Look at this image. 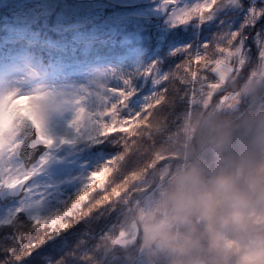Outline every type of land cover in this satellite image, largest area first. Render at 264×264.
Wrapping results in <instances>:
<instances>
[{
	"label": "snow or ice",
	"instance_id": "1",
	"mask_svg": "<svg viewBox=\"0 0 264 264\" xmlns=\"http://www.w3.org/2000/svg\"><path fill=\"white\" fill-rule=\"evenodd\" d=\"M159 8L165 12L169 26L176 30L178 41L168 58L163 63L154 60L145 66L136 74L140 80L121 77L120 86L107 88L103 96L95 94L103 104L96 110L87 111L79 106L80 99L74 101V114L68 123L78 140L102 149L109 145L123 147V152H110L87 174L70 207L67 203L64 212L60 209L47 215L41 213L44 197L39 186L33 183V177L48 162L47 151L32 166L26 167L19 161L25 141L28 149H50L56 143L44 126L34 124L29 136L10 146L6 154L0 152V264H119L117 259H110L101 251V242L106 239L113 245L121 242L122 233L109 234L115 224L110 230L102 229L99 235L87 228L73 233L75 240L71 246L67 235L59 230L66 229L67 225L61 222L59 229L53 228L50 233L48 227L80 207V201L85 198L81 193L95 178L118 170L112 165L119 166L126 154L139 152L143 147L141 141L152 139L156 133L154 121L166 124L167 118L160 119L156 106L168 103L170 82L175 84L179 80L174 97L186 101L188 110L197 104H209L214 92L226 91L228 87L234 90L221 96L217 104H231L239 99L235 88L241 80L264 81V0H161ZM193 61L200 62L198 68L192 67ZM245 67L249 68L246 77L242 76ZM205 71L215 76V82L208 83L207 89L208 77L202 74ZM261 90L264 91V85ZM9 98L30 99L16 92L4 99ZM118 125L124 135H110L118 130ZM59 142L75 141L61 138ZM98 187L103 188V183ZM118 187H113L111 194L103 199L119 196ZM106 211L109 218L116 216L115 201ZM83 215L87 217L88 212ZM41 226H45L44 234Z\"/></svg>",
	"mask_w": 264,
	"mask_h": 264
},
{
	"label": "rangeland",
	"instance_id": "2",
	"mask_svg": "<svg viewBox=\"0 0 264 264\" xmlns=\"http://www.w3.org/2000/svg\"><path fill=\"white\" fill-rule=\"evenodd\" d=\"M65 1L0 0V8L3 9L0 10V152L6 154L9 147L20 140L17 123L22 117L29 119L32 125L38 123L44 126L47 134L56 141L50 149L44 148L30 165L36 164L39 157L47 151L48 162L33 177V183L39 186L44 197L42 214L60 210L62 205L64 212L67 204L64 202L73 198L77 182L84 181L87 174L95 170L104 159L100 152L89 151L88 146L78 140L69 126L68 122L72 119L76 106L74 101L80 99L79 106L93 111L103 106L95 94L103 96L107 88L120 86L121 77L135 76L140 80L141 77L136 74L156 59V55L146 47L147 25L157 24L154 27L156 42L159 36L163 37L165 29L172 28L165 12L159 8L161 0H93L82 3L80 7L73 4L67 8ZM127 2L134 6L125 10L118 9L121 5L118 3ZM56 3L60 5V11L51 18L52 36L55 38L33 36L35 33L29 28L31 21L40 13L50 11ZM109 6L112 8L108 9ZM117 28L123 29L119 32V35H124L123 41L120 37L113 36L118 32ZM2 30L8 34H1ZM57 31L60 34L55 33ZM68 37L72 39L73 46L67 42ZM110 38L119 40H114L113 44ZM62 39H66L65 42H61ZM80 41L89 47L91 53L104 50L100 55L106 59L89 60L92 54L83 56L78 53L75 46ZM22 45L25 49H32L33 52L29 55L34 62L25 61L17 55L22 52L19 50ZM172 45L175 44L170 40L166 50L170 51L174 47ZM124 48L136 53L122 55ZM44 51H49V55L45 57L52 59L54 63L48 68L36 60V53ZM110 53L114 56L105 57ZM9 67H13L14 71H10ZM47 69L52 70V73L47 74ZM11 92L30 99H4ZM61 138L75 142L61 144ZM101 183L103 179L95 178L94 188L91 190L101 189L98 187ZM160 192L161 188L153 189L137 209L141 229L140 251L147 249L143 223L147 214L153 210ZM70 205L71 203L68 206ZM74 210L76 209H72V212ZM158 214L165 216L166 212L159 209ZM137 229L135 221H131L119 239L120 243L124 242V237L131 240L137 234Z\"/></svg>",
	"mask_w": 264,
	"mask_h": 264
},
{
	"label": "trees",
	"instance_id": "3",
	"mask_svg": "<svg viewBox=\"0 0 264 264\" xmlns=\"http://www.w3.org/2000/svg\"><path fill=\"white\" fill-rule=\"evenodd\" d=\"M66 8L71 5H78L80 7L82 3H74L71 0H66ZM118 9L125 10L130 7V3H118ZM112 8L111 6L108 9ZM0 10H3L0 8ZM60 11V5L55 4L50 11L40 13L35 19H33L29 25L37 37L47 38L48 35L52 36V21L51 18L54 14ZM57 17V16H56ZM56 23V20H55ZM5 24V23H4ZM157 24L153 26L147 25L148 37L146 40V47L149 52L156 55V59L163 63L169 55L168 43L172 40V44H177L175 33L173 28L165 29L163 37L159 36V40L155 41V29ZM175 30V31H174ZM214 30V29H213ZM174 31V32H173ZM6 32L2 30L1 34ZM60 33V31H58ZM5 34V35H6ZM65 34H68L65 32ZM4 35V36H5ZM154 35V36H153ZM113 36L124 39V35H119L116 32ZM67 42H70L71 38L68 37ZM81 39V37H79ZM119 40V38H113ZM64 40V41H63ZM66 39L60 40L65 42ZM77 40V39H76ZM123 41V40H122ZM126 41V40H124ZM77 46L80 53L85 54L87 49L83 50L81 45ZM172 45V46H175ZM127 50H130L127 48ZM199 61H193L192 67L198 68ZM183 73V69L180 70ZM249 71L248 67L242 70V76L247 75ZM208 77L207 84L215 82L214 74L209 71L202 73ZM264 81L257 79H250L247 81L241 80L235 90L239 94V99L236 102L225 105H218L220 97L224 96L226 92H231L234 89L228 87L226 91L217 90L210 98V103L207 105L197 104L190 109L186 110L187 104L181 102L179 96L174 97L176 87L179 86V80H176L175 84L169 83L167 85L168 103L163 107L156 106L157 115L161 120L166 121L164 124L161 121H154V136L152 139H143L141 144L143 147L139 152L133 151L126 154L125 160L119 165H112V167L118 170L109 173L106 176H100L103 179V188L95 189L94 180L91 182L84 193V200L80 201V207L74 210L70 215L64 217L57 224L48 227L47 231L50 233L53 228L59 229L60 223H64L68 227L66 229H59L61 232L67 235L68 243L71 246L75 240L73 233H79L83 229H91L97 235L100 234L102 229L110 230L113 224L116 225L113 232H109L112 236H116L118 233L124 235L125 228L129 227L131 221H135L137 234L131 240H126L124 237L123 243L113 245L110 239H106L101 246L103 254L107 255L110 259L115 258L119 261V264H163V260L153 261L147 257V249L139 250L140 245V220L138 217L137 209L139 205L145 202V198L149 193L156 188H161L167 184L170 176L175 169L182 164L192 159H199L206 170H212L216 166V158L213 153L207 147V137L209 135L204 118L209 114H215L217 117L225 118L230 121H235L241 113L245 112H259L264 111V91L261 90ZM224 86L222 85L221 88ZM119 119V117H118ZM175 121V124H173ZM125 127L128 126V122L125 123ZM118 130L110 133V135L119 137L124 133ZM249 146V135L245 133L243 128H235L228 148L225 151L226 157H233L239 153L244 152ZM95 148L100 149L106 156L110 152H123V147L108 146L107 149H102L99 146ZM135 173V175H130ZM125 177L128 180L125 181ZM118 187L119 196L111 197L110 200L105 201L103 198L105 195H110L113 187ZM80 188V187H79ZM79 188L73 193L72 197L77 194ZM70 198L64 203H71ZM144 200V201H143ZM97 201L102 203L97 204ZM112 201H115V207L117 209L116 216L113 215L109 218L107 209ZM61 207V212H63ZM45 212L44 215L55 213ZM87 211L88 216L85 217L83 213ZM44 227L41 226V233L44 234ZM124 228V229H123ZM140 229V231H139ZM119 236V239L121 236ZM35 242V241H34ZM59 241H57V244ZM51 248V246H49Z\"/></svg>",
	"mask_w": 264,
	"mask_h": 264
},
{
	"label": "clouds",
	"instance_id": "4",
	"mask_svg": "<svg viewBox=\"0 0 264 264\" xmlns=\"http://www.w3.org/2000/svg\"><path fill=\"white\" fill-rule=\"evenodd\" d=\"M204 123L216 166L206 170L192 159L175 169L143 223L147 257L163 264H264V111L235 121L209 114ZM235 128L249 135V146L229 158Z\"/></svg>",
	"mask_w": 264,
	"mask_h": 264
},
{
	"label": "water",
	"instance_id": "5",
	"mask_svg": "<svg viewBox=\"0 0 264 264\" xmlns=\"http://www.w3.org/2000/svg\"><path fill=\"white\" fill-rule=\"evenodd\" d=\"M74 1H91V0H74ZM32 124L27 119H21L19 122V136L21 138H26L32 132ZM27 141H25V146L20 151V158L26 167L33 163L38 155L44 150L43 147H37L33 149L27 148ZM4 203H7L6 201Z\"/></svg>",
	"mask_w": 264,
	"mask_h": 264
}]
</instances>
